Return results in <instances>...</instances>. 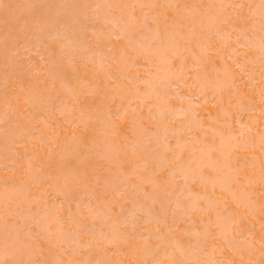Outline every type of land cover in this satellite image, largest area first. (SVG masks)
Returning <instances> with one entry per match:
<instances>
[{
    "label": "bare ground",
    "instance_id": "6f19581e",
    "mask_svg": "<svg viewBox=\"0 0 264 264\" xmlns=\"http://www.w3.org/2000/svg\"><path fill=\"white\" fill-rule=\"evenodd\" d=\"M4 1L0 0V4H5ZM35 1L43 4L41 11L46 14H35L36 17L29 21L39 20V24L35 23L31 33L34 42L26 45V51L21 53L40 56L41 61L35 63L34 68L39 75L21 84L15 103L11 100L0 103V147H4L0 149V158H3L0 160V172L15 169L13 172L20 175L14 184L5 183L0 187V217L4 216L0 221V260H35L38 253L42 254L44 247L39 246L38 250H29L22 257L20 250L28 249L31 243L26 238L29 233L60 247L50 264H68L69 261L79 264H170L173 259L184 264H219L212 258H204V255L209 257L216 252L214 245L206 249L207 241L214 237L217 238L214 241L221 242L220 252L226 247L233 251L222 253V257L233 261L232 264L263 260L264 250L254 251L244 247L243 243L235 242V238L247 235L250 236L248 242L252 244L264 240V228L255 231L244 221L249 213L258 221L255 226L264 223V195H260V192L264 194V105L254 102L251 88L264 78L262 0H197L199 5L195 4L196 0L189 5H178L182 0H160L159 4L165 8L161 11L156 7H140L156 6L159 0ZM35 1L28 0L25 7L35 5ZM234 4L245 6L242 9L246 17L244 21L235 22L236 14L241 10L227 7ZM132 5L136 7H129ZM169 5L182 7L177 9ZM136 9L139 13H150L138 19ZM167 17L170 26L166 28L163 18ZM83 18H86L85 24L81 22ZM149 19H153L154 24H149ZM96 21L110 24L109 35L124 43L110 42L105 51L99 47L89 49L88 44L93 42L86 38L95 36V43L100 45L99 39L104 34ZM143 26H146L145 30H140ZM26 27L30 28L29 25ZM234 30L244 33L239 41L245 45L244 51L254 49V53L238 57L239 45ZM231 40L236 44H231ZM50 41H57L59 49L49 47ZM16 51L9 52V62L19 56ZM54 52L66 56L72 63L69 65L72 72L75 75L79 73L77 79L82 82L65 78L62 60L54 58ZM209 52H215L214 56L220 60L212 59ZM227 57L234 63L226 60ZM34 58L27 60L32 63ZM80 59L85 64L82 71L76 64ZM237 60L241 62L240 71L234 69ZM124 61L122 69L120 65ZM132 68L137 69L131 72ZM226 68L235 74V83L226 75ZM3 75L0 74L4 81L1 85L5 86L10 80ZM125 77H138L133 80L131 90L124 88L125 80H128ZM245 78L251 80L248 88L240 83ZM83 82H87L85 89L82 88ZM185 88L187 91H183ZM67 93L77 103L86 98H103V106L92 110L91 107L97 104L91 107L82 105L77 119L73 116L64 119L71 126L82 128L90 122L101 121L97 137L91 140V144H86L89 135L83 132L48 144L46 135L22 125L33 117L35 111L51 113L50 120L45 121L48 123L54 120L55 115H64L75 108L77 103L74 102L64 105L62 97L68 96ZM262 95L264 89L259 88L257 97L264 100ZM171 98L183 102L176 105ZM113 101L116 102L114 109ZM145 106L150 107L147 113L141 111ZM130 108H135V111L130 112ZM125 110L127 115L123 119L114 121L109 118V111ZM54 124L58 126L55 134L64 135L62 128L66 125L58 119ZM154 124L155 128H151L150 125ZM32 128L35 129V125ZM120 137L125 140L121 142ZM31 138L60 150L57 156H54L55 149L50 150L52 155L49 156L62 163L59 171L48 168L40 173L37 171L38 174L33 173V159L41 165H48L49 161H44L38 155L40 153L30 151L27 143ZM16 144H22L30 151H27V157L31 159L27 160L24 170L16 169L19 157H22L20 151L11 154L5 150V145L16 149ZM83 145L88 146V150L81 156L77 155ZM132 146L137 149L135 155L128 154L132 152ZM169 148L175 149L178 155L186 152L179 169L172 162ZM122 152L125 156L119 155ZM91 154L108 163L115 160L119 164H132L129 170L123 165L120 167L118 179L107 182L98 174L92 181L96 185L110 187L120 198L100 201L94 193V185L88 180L78 182L80 174L87 176L88 172L82 168L83 165L76 167L75 162L81 158L85 160V156ZM166 167L170 177L161 183L156 174ZM44 179L48 181L44 182ZM177 179L181 181L177 183ZM35 184L45 187L46 197L53 196L58 202L51 206L45 201L33 214L28 209H21L37 201L39 196L35 194L26 196ZM71 184L80 185L82 195L86 196L75 200V207L71 205L74 199L66 190ZM129 189L142 194L138 200L132 201V206L121 217L114 216V205L121 211V202L130 199ZM93 206L95 210H92ZM82 208L91 210H88V216L92 226L88 228L80 218ZM175 212L180 216L175 218ZM194 212L202 217L200 222L193 217ZM13 213L15 220L7 219ZM137 213L143 214L141 220L137 219ZM103 219L107 221L102 223ZM180 221L191 222V226L181 227L180 233L179 230L170 231ZM149 223L152 225L148 226ZM199 223L201 227L197 225ZM32 224L37 226L36 230H30ZM121 226L138 228L130 233ZM83 234L91 237L84 240ZM185 235L194 239L189 240ZM140 237L144 238L139 240ZM154 239L157 243H153ZM34 242L40 244L39 240ZM104 245L113 246L109 251H120L125 258L113 257L107 250L93 258V250ZM69 252L81 257H70ZM66 255L68 258H64Z\"/></svg>",
    "mask_w": 264,
    "mask_h": 264
},
{
    "label": "rangeland",
    "instance_id": "374dc122",
    "mask_svg": "<svg viewBox=\"0 0 264 264\" xmlns=\"http://www.w3.org/2000/svg\"><path fill=\"white\" fill-rule=\"evenodd\" d=\"M192 1L193 0H182V1L178 2V5H189V4H191ZM159 2H160V0L157 3L158 5H156L157 6L156 9H158L160 11L164 10L165 9L164 5L161 6L162 4H159ZM4 3L12 5L14 7L11 9L10 13H6L3 8H0V45H1V48H0V68L2 69V70H0V74L3 75V73H4L3 76L8 77V80H10V82L7 83V85L2 86L1 83L4 82V81L0 79V103H2L4 101H7V100H11L12 102L15 103L16 102V98L19 97L18 90L20 89L21 84H23V82H25L26 79L35 78V77H37L39 75L38 72L34 71V68H35V63L39 64V62L41 61L40 56H38L37 53H32L29 56H26L25 54L23 55L22 53L26 51V49H27L25 47L26 45H28L29 43L32 44L34 42L33 41L34 39L32 38L31 33L34 31L33 30V26L35 25V23L29 22V21L32 20V18L38 16L39 14H43V15L46 14V12H42L41 11L43 4H41V3L39 4L37 1L34 2V4L37 6L34 9L25 7V5L28 3V0H16L15 2L13 0H5ZM195 4L199 5L200 1L196 0ZM20 5H22L24 8L22 6H20ZM161 7H163V9H160ZM135 11H137L139 13V9H136ZM32 13H34V14H32ZM149 13H150L149 11H145L144 13L140 12L138 14V19L142 18L143 15H148ZM35 14H36V16H35ZM167 19H168V17L167 18H163L164 27H166V28L170 26L167 23ZM85 21H86V18H83L81 20L82 24H85ZM27 22H29V23H27ZM18 24H19V26H18ZM95 24L102 28V31L104 32V34H102L101 38L99 39V44L100 45L95 43V41H96L95 40V36L87 37L86 38L87 41L93 42L91 44H88V48L89 49L95 50L96 48L99 47L100 50L105 51L107 49L106 45L109 44L110 42H115L118 45L124 43L123 41H119L117 39H114L113 37H111L109 35V27L108 26L110 24H103V23H100L98 21H96ZM149 24H151V25L154 24V20L153 19H149ZM26 25H29L30 28L28 29L26 27ZM145 28H146V26H143V27L140 28V30L141 29L145 30ZM233 41L234 40H231V44H236ZM121 42H123V43H121ZM48 46L54 48V50H58L59 49V43L57 41H50ZM13 49L17 50L15 52V54H18L19 56L15 57L12 61L9 62V60H10V58L8 57L9 56V52H11ZM238 49H239L238 57H240V58H242V56L248 55L249 52L254 53V49H251L249 52L248 51H244V50H246L245 47L241 48V47L238 46ZM18 52H20V53H18ZM209 53H211L210 55H213L212 59L220 60L219 57L214 56L215 52H209ZM54 54H56V53L54 52ZM29 57L30 58L31 57H35L33 59L32 63L27 60V58L29 59ZM54 58H56L59 61L62 60L61 63H63V68L65 70V74H66L65 78L66 79H68L69 81H73V80L75 81V79H76L78 82H82L80 79H77V77L79 76V73H77L75 75L72 72L71 68L69 67V65H71L72 63H70L66 59V56L64 57V56H59V55L56 54V55H54ZM136 60H138V58H136ZM226 60H228L229 62L234 63V60H232L231 58L227 57ZM76 64L78 65V67H79V69L81 71L85 67L84 62L81 59L77 60ZM120 66H121L122 69H124L125 61H124V64H121ZM137 68H139V67H137ZM137 68H132V69H130V71L131 72L136 71ZM234 69L240 71V68L237 67L236 65L234 66ZM139 74L142 75L144 73L139 72ZM13 75H16V77H14ZM250 81L251 80L249 78H245L244 80L240 81V83H241L242 87L248 88V84L250 85ZM109 82L113 83V80H109ZM86 84H87V82H83V85H82L83 89H85ZM131 84L132 83H130L129 80H125L124 88L126 90H131V88L134 87V85L133 84L131 85ZM142 86H144V85H142ZM115 87H117V85H115ZM251 88H252V92H253V95H254V102L257 105H264V100L260 99L259 97H257V90L259 88L264 89V78L262 79V81H260V80L256 81L251 86ZM183 91H187L186 88ZM67 94H68V96L65 95V96L62 97V101H64V105L67 104V103H72V102L77 103L69 95V93H67ZM86 95L89 96V93H87ZM100 99L101 98H99V97L94 98L93 100L89 99V98L83 99L80 103L76 104V107L73 108L74 110L72 109V110L68 111L64 115H57V116L55 115V117H54L55 121H57V119L61 120V122H63L64 125H66V128L65 127L62 128V130L65 132L64 135H61V134L56 135L55 134V131H56V129H58V126L54 124V122H55L54 120L49 121L50 123L49 122L45 123V121L50 120L49 116L52 115L51 113H46L45 110H44V112L43 111H35V112H33V117L30 118V119L25 120L22 125H24L28 129H32L35 133L40 132L42 135H44V136L46 135L45 137H46V141L48 142V144H51L54 140H59V139H62V138H65L67 140V138H70L71 136L73 137V136L79 135L81 132H83V134L89 135V138H88L86 144H91V140L95 139L97 137V134H98L97 131L99 129V125H100L101 121L90 122L88 126H86L85 128H82V127H78V126H71L70 124L66 123L64 119H65V117H70V116L71 117L73 116L72 118L77 119V117L80 115V107L82 105L85 106L87 104V106L91 107V106L97 104L95 107H91L92 110L97 108V106H103L104 105L103 101H102L103 98L101 99V101H100ZM173 99L175 100V102L173 101ZM173 99L171 98V101L174 104H176V105L181 103V102H183V101L178 100L177 98H173ZM78 104H80V105H78ZM111 105L113 106L112 109H114V106L116 105V102L115 101H113V103L111 102ZM146 108H149V109H146ZM149 110H150V107H146L145 106L143 109L141 108V111L143 113H147ZM129 111L133 113L135 111V108H130ZM29 112L32 114V110L29 111ZM246 118H247V116H246ZM125 123H127V122H125ZM34 125L36 127L35 129L32 128ZM155 125L156 124L150 125V127L151 128H155ZM117 127H119V125ZM126 132H128L131 137L133 136V134L130 133L129 130H126ZM124 140H125V138L120 137V141L121 142H123ZM172 141H174V140L171 139V142ZM27 144L29 145V147L31 149L30 151H36V152L40 153L38 155L39 156L41 155V157L43 158L44 161L51 162V163L47 162L48 165H41L39 163V161L33 159L32 166H33V173L34 174H38V173H40L42 171H46L48 168L53 170V171H57V170L59 171L62 168L63 165H62V163L60 161L58 162L57 160L49 158V156L52 155L50 153V150H54L55 149L54 150V154L55 155L53 154L54 156L59 155L60 150H58L56 148H53L52 145H48L47 143H42L38 139L36 140L35 138L29 139ZM121 147H123V146H121ZM3 148H4L3 146L0 147V149H3ZM15 148L16 149H14L12 147H8V146L5 145V150L9 151L11 154H15V152L17 153V150L20 151V153H21L20 156H22V157L21 158L19 157L20 163H18L16 165V169L19 168L21 170H24V166H25L27 160L31 159V158L27 157V151H28V153L30 151H29V149L28 150L24 149L22 144H16ZM87 150H88V146L83 145V147H81L79 149L77 155L80 154V156H81ZM128 154L134 155L132 152H129ZM47 155H48V157H47ZM119 155L125 156L124 152L120 153ZM185 155H186V152H183L182 158L185 157ZM1 159H3V158H0V160ZM104 160L103 159L101 160V158H97L94 154H91L89 156H85V160L81 158V160H79L78 162H75V165H76V167H81L83 165L82 168L86 169V171L88 172V175H87L88 177L85 176L84 174H80V178L78 179V182L80 183L82 180H88L91 183V185H94V193L96 194V197L99 198L100 201L107 202L112 197L120 198V195H117L114 192L113 189L111 190L110 187H104L103 184L96 185L95 183H93L92 181H94L95 176L98 175V174L102 175V178L103 179L106 178L107 180L106 179L105 180L107 182L111 181L110 179H112V180H114V178L118 179L119 178V174H120V170H119L120 167L123 165L124 169L129 170L128 168H131L132 164L129 163V162H125L123 164L122 163L119 164L115 160H114V163L110 162V161L108 163L107 160L106 161H104ZM56 162H57V165H56ZM81 162H82V164H81ZM79 163L81 165H79ZM50 164H52L54 167L52 165H50ZM170 165H173V163H170ZM35 166H36V168H35ZM13 170H15V169H13ZM13 170H3L2 172H0V177H1L0 178V187H2L3 184H5V183L6 184L7 183H13L14 184L17 180H19L20 175H18L15 172H13ZM108 170H110V171H108ZM117 170H118V172H117ZM37 171H38V173H37ZM107 171H108V173L109 172L110 173L108 174ZM103 174H104V177H103ZM106 175H108V176H106ZM156 175L159 176V178L162 180V181L160 180L161 183H164L165 179L170 177V174L168 172V167L163 169L161 172H158ZM28 178H30V177H28ZM131 178H133L135 181H137L136 177L132 176ZM46 181H48V179L47 180L44 179V182H46ZM180 181H181L180 179L176 180L177 183H179ZM42 182H43V180H42ZM37 185L35 184L34 187L30 189V192H28L27 195H26V196H32V194L33 195L35 194V195L39 196L37 201L33 202L32 204H28L27 205L28 208L24 207V208L21 209L22 211H25V210L28 209L29 211H32L33 214H35L37 209H41V207H39V206H41L42 203H46L47 202L46 204H49L51 206H54V205L57 204L58 200L55 197H53V196H47L46 197V194H45L46 193V188L45 187L42 188L41 184H37ZM68 188L69 189H66L67 193L68 194L70 193V195L72 196V199H74V201L71 202V205L73 207L77 206V203L75 202V200L86 198V196L82 195V193H81L82 187L80 185L78 186V185H75V184H71L70 187H68ZM107 188H108V190H107ZM132 190L133 189H129L128 193H127L128 195L132 194V195H130V199H127L128 201L125 199L124 201L121 202V205L123 206L121 211H119V208H118L117 205L116 206L114 205L115 211L112 213L114 216L121 217L124 214V211H126L130 206H132V201H134V199L135 200L139 199V197L142 194V192L139 193V192H135V191H132ZM112 193H113V196H112ZM44 195H45V197H44ZM260 195H264L263 192H260ZM259 199H260V197H259ZM88 210L90 212V209H86V208H82V210L80 209V211L82 212V215L80 216V218L82 217L81 219L84 220L83 223L86 226V228L92 226V220H89L90 218L88 216V214H89ZM92 210H95V206L92 207ZM137 214H138L137 215L138 216L137 219L141 220L143 214L142 213H137ZM14 216H15V214L13 213L11 216H8L7 219H9L11 221H12V219L15 220ZM178 216H180V214L175 212L174 213V217L177 218ZM193 217L198 219V220L195 219L198 222L201 221L200 218L202 219V217L199 216L196 212H194ZM247 217L248 218H246V220H244L245 223L247 224V226L251 227V225H252V227L254 228L255 231H261L264 228V223L259 224L258 225L259 228L257 226H255L254 223L258 224V221H257V219H255V217L251 216L249 213H247ZM3 218H4V216L0 217V221L3 220ZM189 218L190 217H188L187 219H189ZM250 219H251V221H253V220L254 221L251 223V221H249ZM17 221H19V219H17ZM106 221L107 220H105V219L101 220L102 223H105ZM142 225H145V224H142ZM150 225H152V223L148 224V226H150ZM197 225L200 226V227L202 226L201 223H199ZM103 226L105 227L106 224H104ZM190 226H191V222L180 221L178 223L177 227L175 229L170 228V231L175 232V231L179 230L178 232L180 233V232H182V229H180L181 227H190ZM29 228L32 231V230H36L37 226L35 224H32L31 226H29ZM121 228L123 230H127L130 233H134L135 229H137L138 227H136L135 229H130L129 226H124V227L121 226ZM142 232L145 233V231H142ZM90 237H91V235L83 234V239L84 240L85 239L87 240ZM184 237L185 238H189V240H193L194 239L192 236H189V235H185ZM26 238L28 239V242H31L32 244H34V246L31 245V243H30L28 245V249L24 248V249L20 250L22 257L25 256V254H28L29 250L31 252H34V251L38 250L39 246H43L44 248L42 250V254L38 253L37 257L35 258V261H42V262L44 261V262H47V264H50V263L54 262L53 256H54V254L59 252V249H60L59 246L56 247V246H53L51 244H48L46 241H44L38 235H32L31 233H29V235H26ZM34 238H35V240H39L40 241L39 245L34 242L35 241ZM143 238L144 237H140L138 239L141 240ZM138 239H133V240H138ZM214 239H217V238L214 237L213 239H210V241L208 240L207 241L208 245L206 246V249L208 250L212 245H214L215 251H216L213 254L214 256L212 255V256L208 257V255H204V258H210V259L212 258V259H214L215 262H218L219 264H232L233 261L228 260L225 257H222V253H224V254L226 253L227 254V253H232L233 251L230 248L226 247V249L223 248L221 250V252H220L219 248L221 246V242H220V240L219 241H214ZM248 239H250L249 235H247V237H245V238H238L237 237V238H235V242L238 243V244L243 243L242 245H244V247L250 248V249H252L254 251L264 250V246H262V243H258L257 242L255 244H252V243L248 242ZM0 242H2V240H0ZM97 243L102 244L99 241ZM153 243H157V240L154 239ZM0 245H1V243H0ZM208 246H209V248H208ZM31 247H32V249H31ZM110 247L112 248L113 246L104 245V246L96 247L97 249L95 248L93 250V253H92L91 256L94 258V257L98 256L101 253L102 250H107V252H109V254L111 256H113V257H117L119 255L121 259L125 258V255H121L120 251H116V252L115 251H109L111 249ZM98 250H100V251H98ZM96 251H98V252H96ZM18 253H19V251H18ZM96 253H98V254H96ZM69 255H70V257L73 256L74 258H80L81 257L80 254H77V256H76V253H71V252H69ZM235 257L237 259H239V260L243 259L241 256H235ZM64 258H68V255L64 256ZM50 259H52V260H50ZM131 262H132V260H131ZM244 262L246 264H248V263L249 264H260V263L264 262V259L263 260H257L256 259V260H248V261L244 260Z\"/></svg>",
    "mask_w": 264,
    "mask_h": 264
},
{
    "label": "snow or ice",
    "instance_id": "6c2138e0",
    "mask_svg": "<svg viewBox=\"0 0 264 264\" xmlns=\"http://www.w3.org/2000/svg\"><path fill=\"white\" fill-rule=\"evenodd\" d=\"M14 6L9 5V4H0V8H3L5 10L6 13H10L11 9ZM29 8H36V5H29ZM129 7H136L135 5L129 6ZM141 8L143 7H157V6H140ZM168 7H174L179 9L182 6H176V5H169ZM227 7H231L232 9H240L241 11L239 13L236 14V21L235 22H242L246 19L245 14L243 13L242 9L245 7L242 4H234V5H229ZM250 7V6H249ZM261 8V31L264 32V0H262V3L260 5ZM34 23L39 24V20H34ZM234 32H236V30H234ZM244 35L243 32H236V36H237V44L239 45V47H245L244 44H240V38ZM118 39L120 37H117ZM129 43H131V41L129 40ZM262 53H264V47H262ZM236 66L237 67H241V62L239 60L236 61ZM225 73L226 75H228L233 83H235V74L232 73L230 71V69H225ZM111 78V77H110ZM125 79H128L130 83L133 82L134 79H138V77L136 78H132V77H125ZM262 98H264V95H262ZM127 115V111L125 110L124 112H119L117 111L116 113H111L109 111V118L112 120H119V119H123L125 116ZM177 146H179V142H177ZM169 150L172 152V162L177 166V168L179 169L182 163V153H180L179 155L177 154V152L175 151V149H171L169 148ZM132 153L135 155L136 154V147L132 146L131 148ZM175 178V177H174ZM91 211V210H90ZM157 232H159V229L157 230ZM262 246H264V240H262ZM0 264H47V262H42V261H35V260H27V261H16V260H9V259H4V260H0ZM60 264H62V262H60ZM68 264H79V262L77 261H69ZM157 264H159V262H157ZM170 264H184V262H180V261H176V260H171ZM262 264H264V262H262Z\"/></svg>",
    "mask_w": 264,
    "mask_h": 264
}]
</instances>
